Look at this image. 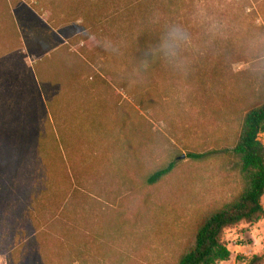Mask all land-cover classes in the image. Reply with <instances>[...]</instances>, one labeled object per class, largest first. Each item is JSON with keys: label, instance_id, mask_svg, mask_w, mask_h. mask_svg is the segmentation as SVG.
I'll return each mask as SVG.
<instances>
[{"label": "rangeland", "instance_id": "obj_1", "mask_svg": "<svg viewBox=\"0 0 264 264\" xmlns=\"http://www.w3.org/2000/svg\"><path fill=\"white\" fill-rule=\"evenodd\" d=\"M172 25L188 40L165 56ZM263 103L264 0H0V168L60 202L73 264H177L242 191L232 150ZM224 239L217 264H246L264 220Z\"/></svg>", "mask_w": 264, "mask_h": 264}, {"label": "trees", "instance_id": "obj_2", "mask_svg": "<svg viewBox=\"0 0 264 264\" xmlns=\"http://www.w3.org/2000/svg\"><path fill=\"white\" fill-rule=\"evenodd\" d=\"M140 46L141 55L147 57L139 70L157 71L161 65L159 48ZM139 51V52H140ZM264 134V103L250 109L244 116L241 131L233 148V155L238 159V167L243 189L237 197L226 203L222 208L210 214L199 226L195 241L179 258L177 264H217L228 261L231 252L224 239L225 231L233 229L242 223L256 224L264 220V143L260 136ZM198 158V156H192ZM26 170H28L27 167ZM172 165L158 170L149 179L154 184L171 172ZM36 181V179H35ZM60 211V209H58ZM63 212V211H62ZM54 216L51 215L52 219ZM62 218V219H61ZM58 217L60 228H66L63 217ZM50 219L48 221H50ZM54 219V218H53ZM52 219V220H53ZM53 225L47 224L46 230L37 234L32 241L26 242L24 255L16 258L17 264H62L64 258H69V264L74 261L66 253L64 237H54L50 232ZM66 237V235H65ZM67 238V237H66ZM81 245V244H80ZM246 264H264V253L253 255Z\"/></svg>", "mask_w": 264, "mask_h": 264}, {"label": "crops", "instance_id": "obj_3", "mask_svg": "<svg viewBox=\"0 0 264 264\" xmlns=\"http://www.w3.org/2000/svg\"><path fill=\"white\" fill-rule=\"evenodd\" d=\"M8 165L5 161L0 168L4 173L0 174V264H17L16 258L24 255L26 242L46 230L47 224L53 225L50 233L54 237L63 230L56 223L60 202L52 200L53 193L52 202H47L49 196L37 191V179L30 169Z\"/></svg>", "mask_w": 264, "mask_h": 264}, {"label": "clouds", "instance_id": "obj_4", "mask_svg": "<svg viewBox=\"0 0 264 264\" xmlns=\"http://www.w3.org/2000/svg\"><path fill=\"white\" fill-rule=\"evenodd\" d=\"M188 40V35L180 25L169 26L160 48L165 56L175 55V49Z\"/></svg>", "mask_w": 264, "mask_h": 264}]
</instances>
